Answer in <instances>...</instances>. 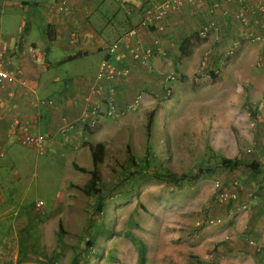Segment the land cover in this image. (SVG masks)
Segmentation results:
<instances>
[{
    "label": "crops",
    "instance_id": "0c3cea01",
    "mask_svg": "<svg viewBox=\"0 0 264 264\" xmlns=\"http://www.w3.org/2000/svg\"><path fill=\"white\" fill-rule=\"evenodd\" d=\"M36 1H39L38 5L27 0H0V58L7 70L21 72L23 84L22 87L8 84L0 88V154L3 155L0 165L5 158V150L13 143L20 145L22 128H26L32 134L49 135L48 150L52 149L57 155L71 154L73 162L71 160L69 166L74 168L76 165L90 171L79 162L84 160L82 149L88 148L91 154L90 148L102 143L106 153L110 145L104 135L111 137L122 132L126 135L128 129L134 128L136 120L142 121L155 107L157 118L163 110L164 90L171 86L183 89L181 94L185 99L190 95L195 99L209 94L219 105L214 109L222 111L223 116H204V124L197 126L196 137L202 135L205 127L216 149L221 146L228 153L222 158L243 164L237 168L221 166L220 171L224 172L222 182L217 181L224 189L235 191L237 199L219 204L225 205L228 211L230 222L224 227L227 234L224 238L228 241L215 243L212 259H224L229 264H264V247H257L264 243V0H242V3L182 0L181 5L168 11L163 19L148 26L141 25L144 12L162 0ZM60 2L64 3L67 11L55 10ZM32 6L45 8L44 18L40 19V33L45 46L43 52H39L43 56L42 65L33 63L27 48L37 49V46L34 41L27 42L26 39L30 25L38 24L39 12L20 19L15 33L6 32L7 26L11 29L16 12L23 15ZM241 9L247 23L234 18ZM4 11L9 14L5 18L1 15ZM216 20L217 28L202 37V28ZM132 28L136 29V34L129 38L127 46L108 53L106 48ZM72 31L77 32L78 42L75 44L70 43ZM49 45H59L65 50L66 55L59 63L90 60L94 74L60 80L46 60ZM135 46L140 51H151L147 64L142 65L128 54L127 50ZM119 52H127L125 60H115ZM104 59L126 74L111 81L98 80L100 62ZM189 74L195 83L192 88L188 85L183 87L178 81L179 77ZM169 75H174L173 81L167 80ZM242 82L249 86L248 95L244 94ZM110 89L117 111H126L137 101L136 109L128 110L124 116L115 119L100 118L95 127L90 128L92 111L97 107L104 109ZM170 92L172 94L173 91ZM177 94L180 95L178 91ZM171 98L167 100L171 101ZM139 110L140 115L126 118ZM197 116L200 120V115ZM14 120L18 121L20 128L8 137L9 124ZM103 120H111L116 126L108 131ZM70 125L74 127L72 133L67 137L60 135L61 130ZM242 169L246 171L241 172ZM74 170L88 175V178L83 184L65 181L63 203L60 206L53 204L49 213L43 210L39 213L41 219L37 220L35 228L39 235L37 242L29 236L27 228L35 222V216L32 221H25L20 233H14L8 224L0 221V264H72L80 252V257L86 256L84 250L72 253L76 244L82 243L76 235L86 224L76 229L74 217L87 216L86 210L79 211V205L78 209L74 208L73 190L83 187L89 180V174ZM235 182L236 187L233 186ZM101 185V195L106 196L103 182ZM0 188L13 192L5 176L0 178ZM250 194L255 198L249 208L242 211V206L249 203ZM92 197L95 200L96 197ZM0 203H3L1 194ZM37 203L36 209H41ZM230 204L231 207L227 208L226 205ZM14 216L13 225L18 226L26 212L21 209ZM221 247L224 248L223 253H219ZM99 259L91 261L106 264L103 255Z\"/></svg>",
    "mask_w": 264,
    "mask_h": 264
},
{
    "label": "rangeland",
    "instance_id": "374dc122",
    "mask_svg": "<svg viewBox=\"0 0 264 264\" xmlns=\"http://www.w3.org/2000/svg\"><path fill=\"white\" fill-rule=\"evenodd\" d=\"M27 1L39 4L36 0ZM35 12H39L38 24L30 25L26 39L27 42L34 41L36 50L43 52L45 46L40 24L45 8L32 6L23 15L20 11L16 12L11 29L7 26V31L4 27L1 30L15 33L19 20ZM1 15L5 18L9 14L4 11ZM65 55V50L59 45L48 46L46 60L60 80L94 74L90 60L59 63ZM178 81L183 87L195 86L190 74L179 77ZM206 81L210 82V79ZM212 82L215 79L212 78ZM242 86L244 94L248 95L249 86L244 82ZM179 90L171 86L163 91V110L157 118L155 107L142 121L136 120L134 128L128 129L126 135L123 132L111 137L109 134L104 135L110 147L98 170L106 191V205L102 215H98L94 212L97 198L94 200L92 196L84 195L77 186L73 190L76 199L73 200L76 203L74 208L78 209L79 205V211L86 210L87 216L74 217L76 229L86 224L76 235L82 243H77L72 253L84 250L87 254L82 258L80 252L79 262L73 263L72 260V264H92L91 259L100 261L102 255L106 264H136L141 246L145 252V264L147 261L148 264H229L224 259H212L215 243L228 241L224 238L227 236L224 227L230 222L228 211L225 205H219L213 198V183L221 180L224 173L220 171L222 167L219 160L228 153L221 146L220 150L216 149L205 127L202 128V135L196 137L197 126L204 124V116L217 114L221 117L223 112L214 109L219 105L215 100L212 101L213 97H209V94L199 95L195 99L190 95L185 99L181 94L183 89ZM167 91L173 92L169 96ZM169 97H172L171 101L167 100ZM151 112H154V123L147 136L146 125ZM140 114L141 110L126 118ZM197 115H200V120ZM103 121L108 131L116 126L111 120ZM69 131L66 137L73 130ZM127 146L136 163L134 167L130 164ZM82 150L84 160L79 162L92 170L91 154L88 148ZM71 160L73 162L71 154L57 155L52 149L42 155L28 146L17 143L10 145L0 165V178L5 176L8 179L13 192L8 193L0 188L3 198V203H0V221L8 224L14 233H20L19 229L25 226V221H32L35 216V222H31L27 228L29 236L37 242L39 235L35 228L37 220L41 219L39 213L42 210L49 213L53 204L60 206L63 203L65 181L83 184L88 178V175L69 166ZM138 170H144L145 173H137ZM194 176L197 178L193 179ZM182 177L185 179L180 180ZM37 202L42 203L41 209H36ZM226 207L230 208L231 204ZM21 209L26 212V216L20 225L14 226V213ZM216 219L221 220V224L209 223ZM90 238H93V247L88 248L86 244ZM131 238L136 242L133 243ZM220 251L223 253L224 248L221 247Z\"/></svg>",
    "mask_w": 264,
    "mask_h": 264
},
{
    "label": "built area",
    "instance_id": "2783aa9c",
    "mask_svg": "<svg viewBox=\"0 0 264 264\" xmlns=\"http://www.w3.org/2000/svg\"><path fill=\"white\" fill-rule=\"evenodd\" d=\"M225 2H231V1H237L238 3H242V0H222ZM182 0H162L158 3H154L152 4L149 9H147L144 12V16H143V20L141 23L142 26H148L147 24L151 25L156 23L157 21L163 19L166 14L168 13V11L177 8L178 6L181 5ZM55 10L58 12H65L67 11L66 6L64 5V3L60 2L56 5ZM234 18L236 20H238L241 23H247L246 20V16L245 13L243 12V10H238L235 14H234ZM218 26V21H214V22H210L208 23V25H206L205 27L202 28L200 35L203 37L205 35H207L208 32L215 30ZM160 30V28H158ZM136 34V29L132 28L130 30H128L121 39L116 40L115 42H113L111 45H109L106 49L108 51V53H114L116 51L121 50L122 48L126 47V43L129 40V38L135 36ZM258 39V38H256ZM78 42L77 39V32L76 31H72L71 36H70V43L75 44ZM129 50V51H128ZM127 52L128 54L135 60L139 61L142 65H145L149 62V59L151 57V51H140L136 46L132 47L131 49H128ZM27 52L30 55L33 63L35 65H42L43 64V56L42 54H40L36 49L28 47L27 48ZM127 52H119L118 54H116L115 60L117 61H122L126 59V54ZM232 54V51L230 52ZM126 72L125 71H121L119 70L116 66H113L109 61L107 60H102L100 62V67H99V71L97 74V79L98 80H107V81H111L113 80L115 77L120 76V75H125ZM20 76H21V72L19 70H14V71H10L7 70L4 66L3 61L0 58V88H3L5 85L8 84H12L15 85L17 87H22V82L20 81ZM168 81H173L174 80V75H169L167 77ZM112 94L113 91L112 89H110L108 91V97H107V102L105 103V107L103 110H100L99 107L95 108L92 111V121L88 124L90 128L95 127V125L97 124V121L100 118H106V119H115L117 117H122L126 114V111L128 110H135L136 106H137V101H135V103L131 106H129L127 108L126 111H117L115 106L113 105V101H112ZM20 128V125L18 123V121H12L9 124V134L8 137H12L13 133L15 132V130H18ZM74 127L73 125H70L68 127H65L61 130L60 135L65 136L67 134V132L69 130H72ZM22 136L19 140L20 144L23 146H28L31 149H33L34 151H36L37 153L40 154H45L46 150H48V141H49V135L47 134H43V133H30L28 131V129L26 128H22ZM3 157V155L0 154V159ZM233 186L236 187L237 186V182L233 183ZM250 200L249 203H246L242 206V211H246L249 206L250 203L253 201V199L255 198V196L253 194H250ZM213 198L214 201L218 204H224L227 203L229 201H235L237 199V194L235 191L232 190H226L223 188L222 184L218 181H215L213 183ZM38 207L42 206L41 202L37 203ZM210 224L214 225V224H219L220 220H216V221H210ZM250 245L254 246L253 242H249ZM257 247H264V243H261L259 245H257Z\"/></svg>",
    "mask_w": 264,
    "mask_h": 264
},
{
    "label": "trees",
    "instance_id": "16d2710c",
    "mask_svg": "<svg viewBox=\"0 0 264 264\" xmlns=\"http://www.w3.org/2000/svg\"><path fill=\"white\" fill-rule=\"evenodd\" d=\"M47 28L48 27H46V29ZM48 40L49 41L51 40L50 37H48ZM153 118H154V112H151L149 114L148 122L146 125L147 136H149V134L151 133V129L153 126ZM90 150H91V156H92L93 169L90 171H87L85 168H81V167H78L76 165H74V168L76 170L82 172V173L88 172L89 180L83 187H81V188L79 187V190L86 196H90V197L94 196L97 198V204H96V208H95L94 212L98 215H102V213L105 209L106 202H104L105 197L101 195L103 190H101L102 185H101V179H100V173L98 170V166L100 164H102V162H103V159L105 156V146L102 143H98L95 146L91 147ZM127 152L129 154L130 164L134 167L136 165V163L134 162L133 156L130 154V147L129 146H127ZM144 158H146V156ZM146 161H147V159H146ZM219 164L222 167H231V168H237V167L243 166V164L241 165L240 162H238V161H233V160H230L227 158H222V157L219 160ZM137 173H145V172H144V170H142V171L138 170ZM159 176L163 177V175H159ZM170 177L176 179L173 176H170ZM196 178H197V176H194L193 179H196ZM183 179H185V177H182V179H180V180H183ZM131 241L133 243L136 242V240L133 238H131ZM92 243H93V238L88 240L86 247L90 248L92 246ZM73 260H74L73 263H76L77 260L79 262V256L75 257ZM145 260H146L145 252L141 246L140 249L138 250V259H137L136 264H145Z\"/></svg>",
    "mask_w": 264,
    "mask_h": 264
}]
</instances>
